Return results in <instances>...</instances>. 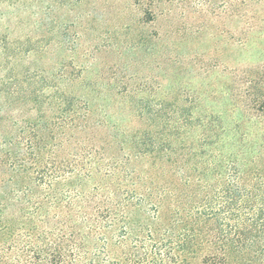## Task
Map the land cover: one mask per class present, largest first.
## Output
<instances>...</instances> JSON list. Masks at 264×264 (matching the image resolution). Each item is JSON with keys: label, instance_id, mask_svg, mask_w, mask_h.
Listing matches in <instances>:
<instances>
[{"label": "trees", "instance_id": "trees-1", "mask_svg": "<svg viewBox=\"0 0 264 264\" xmlns=\"http://www.w3.org/2000/svg\"><path fill=\"white\" fill-rule=\"evenodd\" d=\"M263 84L233 128L0 103V264H264Z\"/></svg>", "mask_w": 264, "mask_h": 264}, {"label": "rangeland", "instance_id": "rangeland-1", "mask_svg": "<svg viewBox=\"0 0 264 264\" xmlns=\"http://www.w3.org/2000/svg\"><path fill=\"white\" fill-rule=\"evenodd\" d=\"M147 3L0 0V103L82 97L132 129L138 115L218 117L227 128L253 115L264 0Z\"/></svg>", "mask_w": 264, "mask_h": 264}]
</instances>
